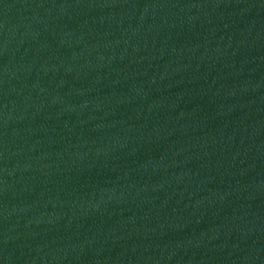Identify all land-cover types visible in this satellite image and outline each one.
I'll use <instances>...</instances> for the list:
<instances>
[{"label":"water","instance_id":"95a60500","mask_svg":"<svg viewBox=\"0 0 264 264\" xmlns=\"http://www.w3.org/2000/svg\"><path fill=\"white\" fill-rule=\"evenodd\" d=\"M208 0H0V264H157Z\"/></svg>","mask_w":264,"mask_h":264}]
</instances>
